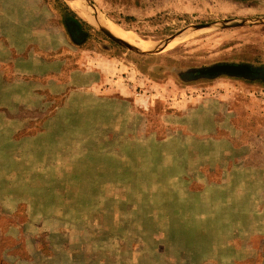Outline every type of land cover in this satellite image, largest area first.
<instances>
[{"label":"rangeland","instance_id":"obj_1","mask_svg":"<svg viewBox=\"0 0 264 264\" xmlns=\"http://www.w3.org/2000/svg\"><path fill=\"white\" fill-rule=\"evenodd\" d=\"M76 1L0 0V264H264V0Z\"/></svg>","mask_w":264,"mask_h":264},{"label":"water","instance_id":"obj_2","mask_svg":"<svg viewBox=\"0 0 264 264\" xmlns=\"http://www.w3.org/2000/svg\"><path fill=\"white\" fill-rule=\"evenodd\" d=\"M83 3L87 4L88 0H80ZM90 3V2H89ZM88 7V4L85 6V8ZM93 12V19H94V23L97 25V28L107 37L109 38L111 41H113L114 43L125 47L128 50H132L138 53H151V52H156L160 46L162 45V41L156 43L155 45H153L152 47H144V48H140L138 46H133L128 44L126 41L122 40L120 37L116 36L114 33H112L107 27L104 26V24L100 23L98 15L96 13V8L94 6H91L90 8ZM264 19H257L255 20V22H263ZM246 22H231L229 23V25H226L227 28L230 27H239L244 25ZM227 24V23H226ZM253 24V23H251ZM256 24V23H255ZM213 24H202V25H195L190 27L192 30L196 31V30H202V29H207L209 27H211ZM189 28L184 29V30H180L179 32L171 35L168 39H173L178 37L179 35L183 34L184 32H186ZM166 42V41H163ZM255 69V68H254ZM252 69L250 66L246 65V64H234V63H218V64H214V65H210L207 67H202V68H196L193 69L192 71L189 72L188 77L193 79L196 77H208V78H214L220 75H226V76H230V77H253L255 70Z\"/></svg>","mask_w":264,"mask_h":264},{"label":"bare ground","instance_id":"obj_3","mask_svg":"<svg viewBox=\"0 0 264 264\" xmlns=\"http://www.w3.org/2000/svg\"><path fill=\"white\" fill-rule=\"evenodd\" d=\"M70 1H73V2H69L68 5L72 6L75 10H77L78 8L76 7H79L81 10H83L80 2L76 1V0H70ZM79 14L82 15V13L78 10ZM86 15V14H85ZM110 30L112 31V33L114 32L116 35H118L120 38H122L124 41H126L127 43L129 44H135L134 41V36L133 34H131L130 32H122V31H118V30H115L113 28H110ZM172 43V41H167L164 43V45L161 47L164 48L166 47L168 44ZM138 46V45H137ZM144 46V45H143ZM138 47H142V46H138ZM160 49V50H161Z\"/></svg>","mask_w":264,"mask_h":264},{"label":"flooded vegetation","instance_id":"obj_4","mask_svg":"<svg viewBox=\"0 0 264 264\" xmlns=\"http://www.w3.org/2000/svg\"><path fill=\"white\" fill-rule=\"evenodd\" d=\"M249 66V65H248ZM251 67V66H250ZM252 69H254V67H251ZM255 70V69H254ZM256 71V70H255ZM254 76H255V73H254Z\"/></svg>","mask_w":264,"mask_h":264},{"label":"trees","instance_id":"obj_5","mask_svg":"<svg viewBox=\"0 0 264 264\" xmlns=\"http://www.w3.org/2000/svg\"><path fill=\"white\" fill-rule=\"evenodd\" d=\"M68 10V9H67Z\"/></svg>","mask_w":264,"mask_h":264}]
</instances>
